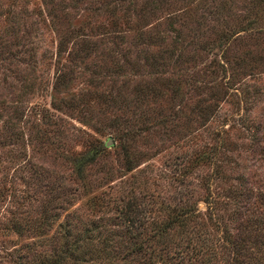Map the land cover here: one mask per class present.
I'll list each match as a JSON object with an SVG mask.
<instances>
[{
    "label": "rangeland",
    "instance_id": "1",
    "mask_svg": "<svg viewBox=\"0 0 264 264\" xmlns=\"http://www.w3.org/2000/svg\"><path fill=\"white\" fill-rule=\"evenodd\" d=\"M170 208L264 264V0H0V264Z\"/></svg>",
    "mask_w": 264,
    "mask_h": 264
},
{
    "label": "trees",
    "instance_id": "2",
    "mask_svg": "<svg viewBox=\"0 0 264 264\" xmlns=\"http://www.w3.org/2000/svg\"><path fill=\"white\" fill-rule=\"evenodd\" d=\"M94 156L95 152L93 151L81 157L79 166L89 162ZM196 217L198 215L192 209L175 211L170 208L164 212L160 221L157 220L149 228L144 226L142 230L138 231L137 229H127L121 231L118 236L110 231L101 233L94 229H85L83 232L72 231L64 224L60 228L57 252H52L47 258L44 256L35 263L126 264L125 260L129 258L127 264H186L182 262L183 256L180 254L169 255L167 250L169 232L178 231L180 234L183 232L189 234L186 237L188 246H184L190 252V255L187 254L185 257L187 264H217L216 260H211L210 254L206 255L209 248L205 239L203 238L199 242L200 239L196 232L194 236L191 234L193 233L191 229L188 231L184 229L187 225L186 222ZM133 219L134 217L131 216L128 220L133 222ZM259 229L264 233V226L260 225ZM197 241L198 243H196ZM219 249L226 256L223 259L226 264H252L247 259V253L243 252L235 241L228 240L226 245H219ZM114 261L116 262L114 263Z\"/></svg>",
    "mask_w": 264,
    "mask_h": 264
},
{
    "label": "water",
    "instance_id": "3",
    "mask_svg": "<svg viewBox=\"0 0 264 264\" xmlns=\"http://www.w3.org/2000/svg\"><path fill=\"white\" fill-rule=\"evenodd\" d=\"M112 144V140L111 139H108L106 142H105V145L106 146H110Z\"/></svg>",
    "mask_w": 264,
    "mask_h": 264
}]
</instances>
